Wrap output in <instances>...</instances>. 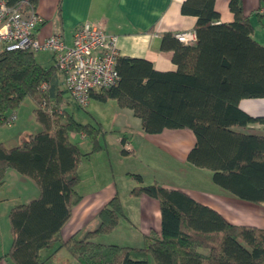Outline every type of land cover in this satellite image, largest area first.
Wrapping results in <instances>:
<instances>
[{"label": "trees", "instance_id": "obj_1", "mask_svg": "<svg viewBox=\"0 0 264 264\" xmlns=\"http://www.w3.org/2000/svg\"><path fill=\"white\" fill-rule=\"evenodd\" d=\"M4 1L8 6L25 3L23 9L35 11L39 0ZM214 2L181 4V14L196 17L194 44H182L170 33L162 36L161 47L173 52L174 71L158 72L146 60L118 57V83L98 93V98L131 109L146 134L189 129L195 144L187 162L210 170L212 182L231 197L260 205L264 204V135L248 126L264 125V118L246 115L238 104L264 98V47L252 39L239 0L229 1L231 23L219 22ZM261 18L264 26V13ZM59 75L54 65H39L31 51H0V125L28 99L41 127L14 148L0 145V186L6 172L14 169L39 189L38 198L10 212L13 242L5 258L13 264H43L40 252L55 246L45 259L64 248L76 264H149L150 258L154 264H264V229L234 225L179 189L143 185L138 174L130 175L137 186L129 194L158 202V234L151 231L141 248L97 243L96 238L111 233L124 217L115 194L98 212L95 230L63 242L60 231L81 200L75 190L77 169L87 155L69 135L89 137L94 152L99 149V129L77 123L66 112L57 87Z\"/></svg>", "mask_w": 264, "mask_h": 264}, {"label": "crops", "instance_id": "obj_2", "mask_svg": "<svg viewBox=\"0 0 264 264\" xmlns=\"http://www.w3.org/2000/svg\"><path fill=\"white\" fill-rule=\"evenodd\" d=\"M183 1L39 0L35 11L42 17L43 23L37 27L35 37L41 41L52 34H57L63 38L66 44H70L72 35L78 26L86 22L97 23L103 27L107 34L117 36L118 57L146 60L158 72L174 71L176 66L172 62L173 52L161 47V38L165 33L194 31L196 17L181 14L180 7ZM229 1L215 0L214 2V9L219 14V22L221 23L234 21L233 13L229 9ZM239 2L242 14L252 28V39L264 47V26L261 18L263 0H239ZM34 58L42 67L48 68L53 65L52 55L49 52H46L41 60L35 55ZM57 87L62 92V97L66 102L64 108L67 110L72 103L65 90L64 78L61 75L57 78ZM98 97V93L92 94L90 101H95L92 105H90V101L88 104L91 114L96 117L93 119L95 121L98 119L97 123L101 124L97 115L101 113V108L108 109L110 118L107 124L112 131L118 133L117 146L122 150L124 149L127 156L132 154V158H136L142 153L153 164V167H149L147 171H141L138 168L125 170L123 172L125 184L120 192L113 183L112 176L111 178L107 176L99 179L111 163L106 146L104 148L105 157L99 159V163L84 165L83 159H81L77 169L79 180L75 187L81 200L72 209L70 219L60 231V238L63 242L71 237L82 239L88 232L95 230L99 225L98 212L115 194L119 196L124 211L125 219L123 221L128 226L126 228L131 232L138 233L141 237L139 242L128 241L123 247L141 248L144 245V238L149 236L151 231L158 234L161 224L159 204L155 199L146 196L136 198L129 194L137 186L135 179L130 176L133 174L141 176L143 185L158 183L167 189L181 190L193 200L217 211L234 225L244 226V222H251L260 228L264 227V223L257 221L252 215L256 214L255 205H248L231 197L212 182L210 170L196 168L187 162V155L195 144V137L189 129H164L158 134H146L142 130L140 119L133 114L131 109L119 106L115 100L102 101ZM238 107L252 118H264V98L240 100ZM70 115L73 117L72 114ZM33 119L35 123L32 125H22L15 131L10 130L6 131V134H0V145L5 149H11L21 143L29 134L37 133L41 127L36 121L32 109L29 121L32 122ZM17 120L18 117L15 114V121ZM3 126L6 124L0 125V131ZM8 126L7 128L11 129L14 127V123ZM248 128L253 133L264 135V125L262 124H253ZM77 135L70 134L69 138L70 141L71 139L75 141L83 153L81 147L84 145L82 140L85 136L79 134L81 142H76ZM137 151L138 155H136ZM126 155L123 156L126 157ZM119 160L122 159L119 158ZM160 164L165 165L163 166L164 171L160 170ZM180 168L185 169V173L180 171ZM83 170L89 173L90 190L83 188L81 190L84 182L87 183L81 174ZM194 176L202 177L199 180L201 184L196 185ZM172 178H183L189 182L178 183ZM38 196L39 189L31 179L22 176L14 169H9L6 172L4 183L0 186V218L1 220L8 219L9 226L8 228L5 227V233L0 235V264H13L8 257L5 258L13 242L9 222L11 210L18 205L30 203ZM124 203L128 206H124ZM97 239H95L96 242ZM100 244L109 245L105 242H100ZM54 248L55 246L40 252L41 260H45L43 264H76L64 248L45 259ZM149 264H154L151 258Z\"/></svg>", "mask_w": 264, "mask_h": 264}, {"label": "built area", "instance_id": "obj_3", "mask_svg": "<svg viewBox=\"0 0 264 264\" xmlns=\"http://www.w3.org/2000/svg\"><path fill=\"white\" fill-rule=\"evenodd\" d=\"M24 4L8 6L0 0V51L49 52L53 65L64 78L69 98L82 109L87 108L92 94L117 85V36L107 34L100 24L86 22L75 29L70 44L57 34L40 41L35 31L43 19L36 11L23 9ZM261 12L264 13V9ZM173 36L185 45L196 41L194 31L177 32ZM14 120L15 115H12L6 125Z\"/></svg>", "mask_w": 264, "mask_h": 264}, {"label": "rangeland", "instance_id": "obj_4", "mask_svg": "<svg viewBox=\"0 0 264 264\" xmlns=\"http://www.w3.org/2000/svg\"><path fill=\"white\" fill-rule=\"evenodd\" d=\"M46 52L44 53H36L34 54L39 60H41V58H43ZM71 103L69 109L66 110V112L68 114H72L74 119L76 120L77 123L82 124V125H88L92 128L95 129H99V133L97 134V144L99 145V149L93 151V147L94 144L93 142L89 139V137H85L82 142L84 145H82V152L83 154H87L85 157L81 158L83 159V164L84 165H89V163H99L101 159H103L105 157V146L107 147V151L110 154V158H111V163L108 166V169L106 168V171H104V173L101 174V176L99 177V179H102L103 177H109L111 178L112 176V181L115 184V186L120 190L123 187V185L125 184V181L123 180L124 178V174L123 172L125 170L128 169H132V168H138L141 171H147V169L149 167H153V164L147 160L146 157H144V155L142 153L139 154L138 157L136 158H132L133 155H126L123 156L121 154V150L122 148H119L116 144V138L118 136V133L115 131H112L109 128L108 120H109V116H110V112L108 109L106 108H101V113L98 114L97 116H99L98 118H100L99 122L101 124H98L97 121L98 119H96L97 121H95L96 118L94 117V115L91 114L90 111V105H92L94 103L95 100H91L90 101V105L85 108H79L78 105L75 103V101L71 98H69ZM32 109H33V104L30 100L25 99L20 106L18 107L17 111L15 112V114L18 117L17 121H13L12 123H14V127L9 129L7 127H9L8 125L3 126L2 130L0 131V134H6V131H15L17 130L19 127H21L22 125H32L33 123H35L34 119L32 122L29 121V116L32 113ZM93 116V117H91ZM71 141H73V139H71ZM75 143V141H73ZM76 142H81L80 138H79V134L77 135L76 138ZM137 144V143H136ZM78 146V145H77ZM86 146V148H85ZM103 151H102V150ZM124 150V149H123ZM102 151V152H101ZM141 152V151H140ZM138 155V151L137 154ZM119 158H121L122 160L120 161ZM138 158V159H137ZM100 159V160H99ZM139 160H141L142 162H140ZM157 163V161H156ZM161 167L160 170L164 171L165 169H163L165 166L164 164H160L159 165ZM145 167V168H144ZM158 170V169H156ZM150 171L152 172V170L150 169ZM180 171H182L183 173H185V169L180 168ZM83 180L85 179V181H87V183L84 182V184L81 187L85 190H90L91 185L89 184V173L88 171L85 172V170H83L81 172ZM146 174V173H145ZM179 177H181L179 175ZM195 177V182L196 185L197 184H201V182L199 180L202 179V177ZM198 179V180H197ZM172 180L178 182V183H183L184 182H189L188 180H184L183 178H179V179H173ZM191 182L193 183V181L191 180ZM119 197V196H118ZM120 200V199H119ZM240 201V200H239ZM242 202V201H241ZM245 204L248 205H255L252 203H248V202H243ZM124 206H128L126 203H124ZM256 207V214H252L253 216H255L257 221H261V223H264V204H260V205H255ZM124 213V211H123ZM123 219H125L124 217L121 218L119 220L118 226L108 235H101L98 237L97 242H105L106 244H113V245H117L120 247L125 246V244H127L128 241L132 242V243H136L137 241L139 242V240L141 239L140 235L138 233H134L131 232L130 230H128L127 224L125 223V221H123ZM134 223V222H133ZM256 223V222H255ZM244 226H252V227H256V228H260V226H257L255 224H251V222H244ZM8 219L5 220H1L0 218V235L5 233V227L8 228ZM260 229H264V227L260 228Z\"/></svg>", "mask_w": 264, "mask_h": 264}]
</instances>
